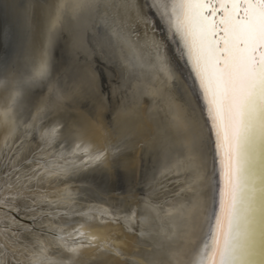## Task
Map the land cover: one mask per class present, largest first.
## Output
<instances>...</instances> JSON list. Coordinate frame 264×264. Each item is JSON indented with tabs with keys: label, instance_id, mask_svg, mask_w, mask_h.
<instances>
[{
	"label": "snow or ice",
	"instance_id": "6c2138e0",
	"mask_svg": "<svg viewBox=\"0 0 264 264\" xmlns=\"http://www.w3.org/2000/svg\"><path fill=\"white\" fill-rule=\"evenodd\" d=\"M137 4L139 16L133 13L131 0H123L119 6L109 0H64L56 6V19L62 27L57 31L53 25L49 31L54 39L65 30L79 38L80 22H94L104 12L105 28L90 36L89 43L94 42L128 78L147 83L158 92L155 85L164 84L169 78V65L180 72L188 87L185 90L176 85L179 103L162 112L159 124L165 140L179 138L189 151L191 145H198L203 166L202 175L200 165L194 166L193 184L182 190L197 197L202 195L206 201V243L199 259L190 258V264H264V0H137ZM113 7L126 10L119 23L109 12ZM128 14L153 33L158 20L168 42H175L173 50L181 67L161 52V45L167 50L163 41L153 48L150 44L141 45L139 38L133 40L137 33L126 23ZM14 39L11 27L0 28V42ZM50 79L51 65L46 58L33 60V71L23 80L9 77L5 62H0V121L8 125L16 120L22 106L31 116L32 109L38 107L36 90L42 91ZM53 95L58 97V90ZM51 114L50 104L38 109L32 117L34 133L41 130L37 121H45L44 126L53 123L49 119ZM68 133L65 124L60 133L62 139L57 138L54 128L45 137L57 139V147L70 146L74 141H70ZM76 148L96 166L104 163V153L98 149L90 152L86 142ZM165 150L166 145H162V151ZM75 159L87 167L84 156L76 154ZM65 165L73 171L70 173ZM189 166H193L192 161ZM77 167L64 159V164L45 171L55 176H75ZM199 207L196 201L191 207L172 205L166 210L163 205L144 202L141 223H147L149 231L141 229L140 234L150 236L154 242L148 252L141 253L143 264H173L179 260L176 245L185 234L183 230L189 227L193 210L198 211ZM69 213L75 215L71 208L65 215ZM76 222L63 221L65 227L78 233ZM45 235H52L56 242L44 244L38 238L32 242V264H62L79 256V248L70 247L63 236ZM68 237L76 243L72 232Z\"/></svg>",
	"mask_w": 264,
	"mask_h": 264
},
{
	"label": "rangeland",
	"instance_id": "374dc122",
	"mask_svg": "<svg viewBox=\"0 0 264 264\" xmlns=\"http://www.w3.org/2000/svg\"><path fill=\"white\" fill-rule=\"evenodd\" d=\"M59 1L62 4L63 0H57L58 3L56 0H0L2 14L6 21L4 28L11 27L15 32L14 41L8 42V50L0 47V62H5L9 77L22 80V77L25 79L32 73V60L44 57L47 48L51 51V79L42 91L36 90L39 92L37 96L38 107L32 109L31 116L44 104H50L52 114L49 119L53 123L44 126L46 122L41 121L40 126L48 127V125L52 126L57 123V138L62 139L60 133L66 124L70 130L69 139L74 141L70 146L66 144L57 147V139L49 140L47 138V140L45 133L41 132L37 135V133L30 131L31 123L29 121L34 115L29 116L23 106L19 111L21 113L18 114V124L9 134H7L8 125L0 121V264H9V262L10 264H32L34 259L32 242L38 238L44 244L55 243L45 233H56L63 236L67 241L69 240L68 244H71L73 242L68 237L69 232L74 233L73 236L79 238L73 246L79 248L80 254L71 260L62 262V264H110L106 259L114 257H119L123 262L122 264H143L141 253L148 252L154 241L150 236H141L140 234L141 229L145 232L149 231V225L141 223L140 210L145 201L153 202L168 192L172 195L174 189L177 188V182L170 176L158 177L161 167L160 161H162V154L165 152L162 151L163 143L159 144L158 142L154 148H148L151 141L157 139L158 135L161 136L164 131L159 122L162 112H166V109L161 100L159 102L161 106L152 114L151 109H149L152 98L147 94L137 97L131 92V89L124 82L120 68L115 63H110L94 42H92L93 44L89 43V37L98 31L92 28L89 21L80 22L77 28V31H81L79 39H76L67 30L61 32L58 38H53L49 29L55 25L56 30L59 31L62 27L59 21V25H56L58 23L49 20L50 18L54 20V17L57 16L55 5L59 4ZM109 1L111 2V0ZM53 10L55 11L52 12ZM109 12H111V8ZM49 13H52L53 17ZM84 28L89 30L83 32ZM76 43L78 44L76 45ZM34 48L35 50H33ZM33 51L35 55L37 53V56L32 54L34 58H31L30 61L28 56H32L31 52L33 53ZM23 58H26L25 61ZM22 60L23 62L29 60V63L25 65ZM21 64L25 65L24 68ZM20 68L21 70H19ZM29 68H32V71H29ZM26 72H30V74L28 75ZM55 77H58L59 80ZM116 80L117 82H115ZM57 90L60 92L58 97L53 95ZM132 104L134 105L132 111L137 109L138 124L143 127V132L136 127L137 123L131 128L127 122L133 115L132 112L127 114ZM83 117L101 124L102 137L88 150L91 152L98 149L103 153L105 152L104 163L96 166L93 161L87 160L89 165L86 168H81V173L69 176L68 179L62 178L63 174L60 176L50 175L45 169L56 165L55 162H59L61 157L70 162V159L74 158L76 154L81 156L84 154L76 148L79 143L77 141H82V139L83 141L88 139L98 141L97 130L94 126L86 125ZM158 130L162 132L159 133ZM155 131L157 132L155 133ZM129 145L131 149H129ZM63 147H66L67 154L55 155L56 153H64L65 150L61 149ZM128 157L134 160L131 166H126L123 161ZM75 161L78 163L80 160L76 159L72 163ZM150 161L152 164L149 163ZM79 164L82 163L76 164L77 168H80ZM59 179L67 182L63 185ZM80 181L81 183H79ZM98 182L100 183L98 184ZM102 183L105 184L102 186ZM71 186L72 189H75L76 196L68 200L65 199L64 202L61 195L66 191L64 190L66 187ZM75 186L81 187H76L78 188L76 189ZM86 188L89 191L85 190ZM79 189L81 190L77 192ZM18 193H22V195H18ZM101 206H105L106 209L110 208L105 212L101 210L103 209ZM69 208L75 212V215L71 213L65 215ZM134 211L138 212L135 213ZM129 214L135 215L131 228L126 227L125 224ZM88 215H92L91 218ZM65 219L77 221L74 227L85 228L86 230L84 229L83 232L79 231L84 235L80 236L79 233L73 232L71 227H65L62 221ZM23 223L25 224L22 225ZM61 223L63 231H61L62 228H58ZM104 223L109 226L112 225L107 229L106 235H96L97 233L91 230L94 229V226H101ZM132 234L133 236L137 235V238L133 240ZM81 244L84 247L81 248ZM69 246L71 247V245ZM117 251L122 253L120 254L121 257L116 255ZM51 259L59 260L58 257H51Z\"/></svg>",
	"mask_w": 264,
	"mask_h": 264
},
{
	"label": "bare ground",
	"instance_id": "6f19581e",
	"mask_svg": "<svg viewBox=\"0 0 264 264\" xmlns=\"http://www.w3.org/2000/svg\"><path fill=\"white\" fill-rule=\"evenodd\" d=\"M56 2H57V0H56ZM60 3L59 4H61V1H59ZM110 2V1H109ZM131 2H132V4L134 5V7H133V13H135V16H139V14H140V8H139V5L137 4V0H131ZM58 3V2H57ZM62 3H64V0L62 1ZM111 3H114V4H116L117 6H119V5H121L122 3H123V0H111ZM54 4V3H53ZM59 4H57V5H59ZM57 5H55V6H57ZM54 6V7H55ZM55 8H57V7H55ZM55 10H53L52 12H54ZM56 11H57V9H56ZM125 11L126 10H124L123 8H121V7H113V8H111V12H110V14H112V16H114V17H116V22L117 23H119V18L121 17V16H125ZM50 14H52V13H50ZM55 14V13H54ZM55 16V15H54ZM51 17V16H50ZM49 17V18H50ZM52 17H53V14H52ZM48 18V19H49ZM55 19L54 20H51V18L49 19L50 21H52V22H55V23H58V20L56 19V17H54ZM105 19V13L104 12H101L100 13V15L98 16V17H96V19H95V21L93 22V21H89L90 23H91V25H92V28L94 29V30H102V29H104L105 28V24L104 23H102V21ZM125 19H126V23L127 24H129L133 29H135V31H136V33H137V36H135V37H133V40H136L137 38H139V43L141 44V45H144V44H150V45H152L153 46V48L155 47V45H157V44H160V42L161 41H163L164 43H166L167 44V50L165 51L164 50V48H163V45H161V52L165 55V57H168L169 55L171 56V58L174 60V61H176V64H177V67H181V63H180V61H178V60H176V57H177V53L173 50L174 48H175V42H172V43H169L168 42V40H167V37L165 36V34H164V29H163V26L160 24V22L158 21V20H156L155 21V23H154V29H155V33H153V31H152V29H149V28H146L143 24H140L139 23V21L137 20V19H135V17L132 15V14H128V15H126V17H125ZM86 21H88V20H84V21H82V22H85L86 23ZM89 24V23H88ZM40 25V24H39ZM39 25H37V26H39ZM56 25H59V23L58 24H56ZM90 25V24H89ZM36 29V28H35ZM37 30V29H36ZM33 31V30H32ZM35 31V30H34ZM33 31V32H34ZM38 31V30H37ZM35 34V33H34ZM39 34H40V31H39ZM37 36V35H36ZM38 37H40L39 35H38ZM74 38V37H73ZM28 39V38H27ZM77 39V38H76ZM79 39V38H78ZM38 40V39H37ZM37 40H35L36 42H37ZM35 42V43H36ZM73 43V42H72ZM31 44V43H30ZM78 43H76V45H77ZM93 44V43H92ZM35 45H37V43L35 44ZM39 45H40V42H39ZM34 46V45H33ZM35 47H37V46H35ZM40 47H41V45H40ZM39 47V48H40ZM65 47V46H64ZM47 48V47H46ZM62 48V47H61ZM97 48H98V50H100L99 49V47L97 46ZM38 49V48H37ZM41 49V48H40ZM40 49H38V51L39 52H41L40 51ZM92 49H94V48H92ZM31 50V49H30ZM33 50H35V48L33 49ZM28 51H29V49H28ZM32 51V50H31ZM37 50H36V52H38ZM101 51V50H100ZM51 51L50 50H48V48H47V52H46V55H44V57L43 58H46V59H48L49 60V62H50V60H51V57H50V55H51V53H50ZM60 52V51H59ZM66 52V51H65ZM102 52V51H101ZM49 53V54H48ZM62 53V52H61ZM27 54V53H26ZM32 54H34L35 55V53H34V51H33V53L31 52V55ZM60 54V53H59ZM86 54V53H85ZM104 54V53H103ZM34 55H32V56H28L27 58L31 61L32 59L31 58H34ZM105 55V54H104ZM35 56H37V53H36V55ZM97 56V55H96ZM36 58V57H35ZM40 58V57H39ZM59 58V57H58ZM26 59V58H25ZM25 59L23 58V60L25 61ZM94 59H95V57H94ZM97 59V58H96ZM23 60H22V62H23ZM29 60H27V62H23V63H25V65H26V63H29L28 61ZM35 60V59H34ZM38 60V59H37ZM69 60V59H68ZM73 60V59H72ZM33 61V60H32ZM70 61V60H69ZM102 61V60H101ZM71 62V61H70ZM56 63H57V61H56ZM98 63H100V62H98ZM107 63V62H106ZM110 63H112V62H110ZM72 64V63H71ZM71 64H70V66H71ZM79 64V63H78ZM77 64V65H78ZM114 64V63H113ZM23 64H21V66H22ZM25 65H23V67L22 68H24V66ZM56 65V64H55ZM54 65V66H55ZM112 65V64H111ZM20 66V65H19ZM69 66V67H70ZM17 67H18V65H17ZM27 67V66H26ZM29 67V66H28ZM110 67V66H109ZM30 69V68H29ZM32 69V68H31ZM29 70V71H32V70ZM19 70H21V68L19 69ZM52 70H54V69H52ZM169 78L166 80V82L164 83V84H160L159 82H157L156 83V85H155V87L156 88H158L159 89V91L158 92H154V88H153V86H151V85H149V84H147V83H142L141 81H138V80H135V79H130V78H128V76H127V73H122L123 74V79H124V82L128 85V87H129V89H131V92L133 93V94H135V95H137V97H140V95H142V94H147V95H149L151 98H152V101H151V103H149L150 104V107L149 106H147V107H149V109H151V111H152V114L157 110V108L159 107V106H161L160 104H159V102L162 100V102H163V106H165V109H166V111L168 110V108H169V106L171 105V104H173V103H175V104H178L179 103V101L176 99V95H175V88H176V85H181L185 90L187 89V84H185L184 83V81H183V77L180 75V72H178V71H175L173 68H172V65H169ZM181 70H184L183 68H181ZM25 71V70H24ZM55 71V70H54ZM53 71V72H54ZM60 71H62V70H60ZM109 71V70H108ZM103 72V71H102ZM26 73H28V72H26ZM67 73V72H66ZM30 74V72L28 73V75ZM53 74V73H52ZM98 74V73H97ZM101 74V73H100ZM27 75V76H28ZM53 75H55V74H53ZM64 75V74H63ZM68 75V74H67ZM106 75V74H105ZM118 75V74H117ZM26 76V75H25ZM24 76V77H25ZM60 76H62V75H60ZM121 77V76H120ZM119 77V78H120ZM27 78V77H26ZM25 78V79H26ZM55 78H57L58 79V77H55ZM55 78H54V80H55ZM63 78V77H62ZM24 78L22 77V80H23ZM97 79V78H96ZM143 79V78H142ZM59 80V79H58ZM62 80V79H61ZM105 80V79H104ZM108 80V79H107ZM118 80V79H117ZM117 80L115 81V82H117ZM56 82H57V80H56ZM56 82L54 81V83L56 84ZM59 82V81H58ZM61 82V81H60ZM114 82V81H113ZM112 82V83H113ZM175 82V83H174ZM111 83V84H112ZM97 84H98V82H97ZM61 85V84H60ZM49 87H51V86H49ZM48 87V88H49ZM56 87V86H55ZM82 87V86H81ZM90 87H91V85H90ZM100 88V87H99ZM97 89V88H96ZM47 90V89H46ZM169 90H172V92H171V94H170V92H169ZM93 92V91H92ZM101 92V91H100ZM114 92V91H113ZM117 92V91H116ZM115 93V92H114ZM59 94H60V92H59ZM109 94H110V92H109ZM117 94V93H116ZM80 95V94H79ZM88 95V94H87ZM116 96V95H115ZM98 97V96H97ZM101 97V96H100ZM108 97V96H107ZM114 97V96H113ZM189 97H191V93L189 92ZM84 98V97H83ZM115 98H117V97H115ZM84 100V99H83ZM96 100V99H95ZM142 100V99H141ZM155 100V101H154ZM92 101V100H91ZM102 102V101H101ZM93 103V102H92ZM139 103V102H138ZM82 104V103H81ZM106 105H108V104H106ZM146 105V104H145ZM91 106V105H90ZM133 104H132V107H130L129 108V111H128V113L127 114H129L130 112H132L133 113V115H132V118H130V121H127V122H129V125H130V127L132 128V126H135L136 125V123H137V125H136V127H138V129L140 130V131H142L143 132V130L144 129H142L143 127L140 125V124H138V117H137V115H136V111H137V109H136V111H132V109H133ZM73 107V106H72ZM100 107V106H99ZM76 108V107H75ZM81 108V107H80ZM85 109V108H84ZM89 109V108H88ZM102 109V108H101ZM146 109V108H145ZM79 110V109H78ZM96 111V110H95ZM98 112H100V111H98ZM102 112V111H101ZM148 112V111H147ZM21 112H19L18 114H20ZM23 113H24V111H23ZM22 113V114H23ZM87 113V112H86ZM103 113V112H102ZM106 113V112H105ZM38 114V110H36L34 113H33V115L34 116H36ZM106 114H108V113H106ZM159 114V113H158ZM32 115V116H33ZM134 115H135V118H134ZM31 116V117H32ZM33 116V117H34ZM106 116V115H105ZM129 116V115H128ZM152 116H154V115H152ZM136 117H137V119H136ZM147 117V116H146ZM155 117V116H154ZM84 118V117H83ZM85 119V118H84ZM106 119V118H105ZM108 120V119H107ZM106 121V120H105ZM40 122L41 121H37L36 123L38 124V125H40ZM43 122V121H42ZM57 122V121H56ZM3 123V122H2ZM29 123H31V126H30V128H29V130L30 131H32V132H34V130H33V127H32V124H33V120H30L29 121ZM106 123V122H105ZM104 123V124H105ZM119 123V122H118ZM18 124V120L16 119V120H14V121H12V122H10L9 124H8V132H7V134H9L11 131H13V129L15 128V126ZM42 124V123H41ZM85 124L86 125H89V126H94L95 127V129L97 130V134H98V141H94V139H92V140H90V139H88V140H85V141H83V139H82V141L83 142H86V144H87V147L89 148L92 144H94V143H97V142H99L100 141V138L102 137V128H101V124L100 123H98V122H95V121H92V120H89V118H87V119H85ZM146 124V123H145ZM150 124H152V123H150ZM126 125V124H125ZM143 125V124H142ZM147 125V124H146ZM57 123L56 124H54V125H48V127H41V130L40 131H37V132H35V133H37V135H39L38 133H46V132H49L51 129H55L56 130V136H58V130H57ZM159 126V125H158ZM147 127V126H146ZM107 128H108V126H107ZM149 128V127H148ZM157 128V127H156ZM135 129V128H134ZM137 129V130H138ZM161 129H162V126H161ZM112 130V129H111ZM64 131V130H63ZM150 131V130H149ZM159 131V130H158ZM206 129L204 130V132H205V134H206ZM115 132V131H114ZM137 132V131H136ZM157 131H155V133H156ZM162 132V131H161ZM160 131H159V133H161ZM133 133H135V132H133ZM106 135V134H105ZM125 135V134H124ZM134 135V134H133ZM79 136V135H78ZM129 136V135H128ZM131 136V135H130ZM163 136V137H162ZM5 137V136H4ZM126 137V136H125ZM144 137V136H143ZM3 138V137H2ZM46 139H47V137H45ZM59 138V137H58ZM128 138V137H127ZM148 138V137H147ZM53 139H55V138H53ZM61 139V138H60ZM146 139V138H145ZM48 140V139H47ZM127 140V139H126ZM138 140V139H137ZM81 140L80 141H77V142H79L78 144H81V142H82ZM135 141V140H134ZM142 141V140H141ZM150 141V140H149ZM106 142V141H105ZM121 142V141H120ZM158 142H159V144L162 142L163 144L162 145H166V150H165V152L162 154V161H160L161 162V167H160V171H159V174H158V177L159 176H170V178L171 179H173V180H175L176 182H177V188L176 189H174V193L172 194V195H170L169 194V192L168 193H164L159 199H157V200H155V201H153V202H151L152 204H159V205H163V207L167 210L170 206H172V205H175L176 207H179L181 204H185L186 206H188V207H191V204L192 203H194V202H196V201H198L199 202V204H200V207H199V210L198 211H196V210H193L194 211V215L191 217V219H190V224H189V227L188 228H186V229H184L183 230V232L185 233L184 235H182L181 236V239H180V242H178L177 243V248L179 249V260L178 261H173V264H190V258H194V259H199V253H200V251L201 250H203L204 249V245H205V243H206V236H205V234H206V232H207V216H206V207H205V203H206V201H205V198L201 195V196H199V197H197L193 192H184V191H182L183 189H187L188 188V186L189 185H192L193 184V179H194V175H193V172H194V166L195 165H200V167H201V175L203 174V166H202V164H201V160H200V155H199V152H198V145H191L190 147H191V150L189 151L187 148H185V146L183 145V143H182V141L179 139V138H176V137H173L171 140H165V135H164V131L161 133V136L160 135H158L157 136V139H153L152 141H151V143H150V145H149V147L148 148H154L155 147V145L156 144H158ZM127 143V142H126ZM117 144V143H116ZM52 145V144H51ZM107 146H108V144H106ZM105 145V146H106ZM121 145V144H120ZM83 146V145H82ZM117 146V145H116ZM131 146L129 145V149H131L130 148ZM139 147H140V145H139ZM61 149H64L65 150V152L64 153H62V154H60V153H56L55 155H64V154H67V151H66V147H63V148H61ZM121 149V148H120ZM93 150V149H92ZM128 150V149H127ZM152 150V149H151ZM114 151V150H113ZM60 152H61V150H60ZM83 152V151H82ZM111 152V151H110ZM104 154H105V152H104ZM82 156H84V159L87 161V156L86 155H82ZM147 156V155H146ZM107 158V157H106ZM109 158V157H108ZM111 158H114V157H111ZM152 158V157H151ZM140 159H142V158H140ZM148 159V158H147ZM154 159V158H153ZM58 160V159H57ZM56 160V161H57ZM71 160H76L75 159V157L74 158H72V159H70V162H73V161H71ZM105 160V159H104ZM119 161V160H118ZM122 161V160H121ZM124 161V163H125V165L126 166H131V165H133V162H134V160H133V158H127V159H125V160H123ZM122 161V162H123ZM147 161V160H146ZM145 161V162H146ZM154 161H156L155 159H154ZM189 161H192V165L193 166H189ZM144 162V161H143ZM157 162V161H156ZM56 164H64V160H63V157H61V159H60V161L59 162H55ZM78 163H82L81 161H79ZM77 163V161H75L74 162V164L76 165V164H78ZM149 163H151V161L149 162ZM119 164H120V162H119ZM152 164V163H151ZM158 164H159V161H158ZM157 164V165H158ZM87 165H89V164H87ZM111 165V164H110ZM138 165V164H137ZM50 166V165H49ZM53 166V165H52ZM43 167H45V166H43ZM65 167L68 169V171L71 173L72 171H73V169L69 166V165H65ZM79 167L80 168H76V173L78 174L79 172H80V170H81V168H84L85 166H84V164H79ZM111 167H113V166H111ZM155 167V166H154ZM46 168V167H45ZM135 168H137V167H135ZM89 169V168H88ZM112 169V168H111ZM168 169H171V172H169L168 171ZM211 169H212V160H211V156L209 155V157H208V166H207V172L210 174L211 173ZM86 170V169H85ZM97 170H99V169H97ZM58 171V170H57ZM90 171V170H89ZM81 173V172H80ZM36 176H37V174H36ZM79 176V175H78ZM62 178H66V179H68L69 178V176H65V175H63V176H61ZM134 177H135V175H134ZM71 179V178H70ZM39 180V179H38ZM61 179H59V181H60ZM72 180V179H71ZM68 181H70V180H68ZM82 181V180H81ZM81 181L79 182V183H81ZM92 181V180H91ZM114 181V180H113ZM40 182V181H39ZM93 182V181H92ZM100 182H98V184H99ZM54 184V183H53ZM89 184H90V182H89ZM105 184V183H104ZM103 183H102V186L104 185ZM209 184H210V179H209ZM50 185V184H49ZM59 185V184H58ZM63 185H64V183H63ZM83 185V184H82ZM97 185V184H96ZM107 185V184H106ZM136 185V184H135ZM38 186V185H37ZM66 186V185H65ZM60 187H63V186H60ZM76 187H78V186H75V188ZM81 186H79L78 188H80ZM98 187V186H97ZM100 189H101V184H100ZM39 188V187H38ZM37 188V189H38ZM78 188H76V189H78ZM83 188H85L84 187V185H83ZM87 188H89V187H87ZM85 189V190H88V189ZM61 189V188H60ZM105 189V188H104ZM64 190H66V191H64ZM63 191H64V193H65V195L63 196V194L61 195L62 196V199L64 200V202L66 201L65 199H69V198H75V196H76V191H75V189H72V186L71 187H66V189H64ZM81 189H79V190H77V192H79ZM62 191V190H61ZM89 191V190H88ZM84 192V191H83ZM100 192V191H99ZM119 192V191H118ZM117 192V193H118ZM111 193V192H110ZM177 193H179L180 195H177ZM59 195V196H60ZM50 196V195H49ZM110 196V195H109ZM112 196V195H111ZM55 197V196H54ZM108 197V196H107ZM122 197V196H121ZM183 197V198H182ZM61 198V197H60ZM39 200V199H38ZM116 200V199H115ZM119 201V200H118ZM6 202V201H5ZM39 202V201H38ZM95 202H97V201H95ZM103 202V201H102ZM105 202V201H104ZM109 202H110V200H109ZM111 203V202H110ZM95 204V203H94ZM103 204H105V203H103ZM112 204V203H111ZM52 205V204H51ZM115 206V205H114ZM122 206V205H121ZM19 207V206H18ZM101 207H103V209H101L102 211H105V210H108V209H106L105 208V206H101ZM100 207V208H101ZM116 207V206H115ZM87 208H89V206H87ZM116 209H117V207H116ZM135 209V208H134ZM138 209V208H137ZM118 210V209H117ZM120 211V210H119ZM106 212V211H105ZM108 213L107 214H109V211H107ZM113 212V211H112ZM135 213L136 212H138V211H134ZM116 213V212H115ZM117 214V213H116ZM90 218H91V216L90 215H88ZM135 215H133V214H129V216L127 217V219L125 220V224L127 225L126 227H129V228H131V227H133V221L135 220V217H134ZM88 218V217H87ZM143 219V217H141L140 218V220H142ZM66 220V219H65ZM101 220H103V218L101 217ZM119 220V219H118ZM62 221H64V220H62ZM57 223H59V222H57ZM80 223H83V222H80ZM100 223V222H99ZM21 224V223H20ZM25 223H23L22 225H24ZM147 224V223H146ZM57 225V224H56ZM96 225V224H95ZM40 226V225H39ZM54 226H55V224H54ZM62 226V223L59 225V227L58 228H62L61 227ZM81 227V226H80ZM109 227H112V225H108V224H106V223H104V224H101V226L99 225V226H94V229H91V230H94L95 231V233H97L96 235H106V231H107V229L109 228ZM55 228V227H54ZM89 228V227H88ZM63 229V228H62ZM78 229V228H77ZM85 229V228H84ZM84 229L83 228H79V231H84ZM86 230V229H85ZM113 230H115L114 228H113ZM72 231V230H71ZM112 231V230H111ZM131 231V230H130ZM132 231H133V229H132ZM67 232H69L68 230H67ZM138 232V231H137ZM79 233V232H78ZM77 233V234H78ZM91 233V232H90ZM112 233V232H111ZM114 233V232H113ZM112 233V234H113ZM134 233H136V232H134ZM74 234V233H73ZM111 234V235H112ZM58 235V234H57ZM94 236V235H93ZM132 236H133V234H132ZM49 237L51 238V241H54V242H56L55 240H54V237L53 236H50L49 235ZM92 237V236H91ZM128 237V236H127ZM47 238V237H46ZM46 238H44V240L46 241ZM78 238V237H77ZM124 238V237H123ZM122 238V239H123ZM126 238V237H125ZM135 238H137V235H135V236H133L132 237V239L134 240ZM79 239V238H78ZM82 239V238H81ZM85 239V238H84ZM66 240V239H65ZM50 241V240H49ZM69 241V240H68ZM90 241V240H89ZM86 242V241H85ZM104 243V242H103ZM94 244V243H93ZM99 244V243H98ZM68 245H71V247H76V248H78L77 246H73L74 245V243H71V244H68ZM78 245V244H77ZM102 245V244H101ZM198 246V247H197ZM121 249V248H120ZM123 249V248H122ZM193 249H195V252H193ZM94 250H96V249H94ZM120 251V250H119ZM101 252V251H100ZM121 252V251H120ZM125 253V252H124ZM128 253V252H127ZM122 254V253H121ZM124 255V254H123ZM120 257H121V255H120ZM124 260V259H123ZM99 261V260H98ZM106 261H108V263H110V264H122L123 262L120 260V258L119 257H114V258H109V259H106ZM105 261V262H106Z\"/></svg>",
	"mask_w": 264,
	"mask_h": 264
},
{
	"label": "water",
	"instance_id": "95a60500",
	"mask_svg": "<svg viewBox=\"0 0 264 264\" xmlns=\"http://www.w3.org/2000/svg\"><path fill=\"white\" fill-rule=\"evenodd\" d=\"M5 19H4V16L2 14V9H1V6H0V28H4L5 26ZM0 47L4 48L5 50H8V42H0Z\"/></svg>",
	"mask_w": 264,
	"mask_h": 264
}]
</instances>
